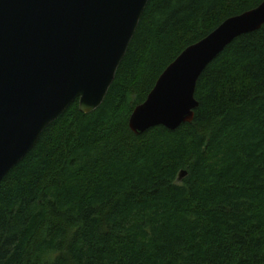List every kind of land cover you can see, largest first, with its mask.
Instances as JSON below:
<instances>
[{"label": "trees", "instance_id": "trees-1", "mask_svg": "<svg viewBox=\"0 0 264 264\" xmlns=\"http://www.w3.org/2000/svg\"><path fill=\"white\" fill-rule=\"evenodd\" d=\"M263 2L149 0L103 103L1 181L0 264H264V25L204 70L191 123L129 127L187 47Z\"/></svg>", "mask_w": 264, "mask_h": 264}, {"label": "water", "instance_id": "water-1", "mask_svg": "<svg viewBox=\"0 0 264 264\" xmlns=\"http://www.w3.org/2000/svg\"><path fill=\"white\" fill-rule=\"evenodd\" d=\"M148 2L0 0V183L76 100L84 113L103 103ZM263 25L264 2L187 47L134 109L130 129L141 135L191 123L204 70Z\"/></svg>", "mask_w": 264, "mask_h": 264}]
</instances>
